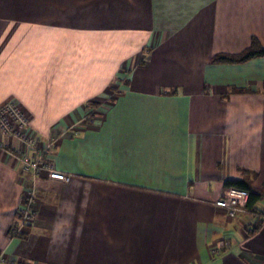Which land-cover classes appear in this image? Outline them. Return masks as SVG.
I'll return each mask as SVG.
<instances>
[{
	"label": "crops",
	"instance_id": "1",
	"mask_svg": "<svg viewBox=\"0 0 264 264\" xmlns=\"http://www.w3.org/2000/svg\"><path fill=\"white\" fill-rule=\"evenodd\" d=\"M253 40L264 0H0V106L69 177L9 236L23 194L0 149V264H264V202L252 232L215 205L226 181L264 194V55L213 60Z\"/></svg>",
	"mask_w": 264,
	"mask_h": 264
},
{
	"label": "built area",
	"instance_id": "2",
	"mask_svg": "<svg viewBox=\"0 0 264 264\" xmlns=\"http://www.w3.org/2000/svg\"><path fill=\"white\" fill-rule=\"evenodd\" d=\"M28 118L25 113L14 103L7 102L0 106V148L4 147L2 136L13 135L18 137L23 145H34L36 143L35 138L31 139L27 133ZM53 143V139L43 141L40 144L41 153L37 159L31 160V158L24 154L20 157V162L24 172L31 173V184H27L24 175H19L18 180L20 182H26V193L23 196V202L21 207V216L24 220H28L33 214L34 196L37 190L35 185L41 182H67L69 177L64 172H61L53 167V165L46 160H43L44 154L49 152V149ZM44 172V174L42 173ZM248 191L243 188L235 186H227L223 189L220 197L215 201V205L223 208L226 214L230 218H234L240 211L245 209L248 200ZM4 260V256L0 254V263Z\"/></svg>",
	"mask_w": 264,
	"mask_h": 264
},
{
	"label": "rangeland",
	"instance_id": "3",
	"mask_svg": "<svg viewBox=\"0 0 264 264\" xmlns=\"http://www.w3.org/2000/svg\"><path fill=\"white\" fill-rule=\"evenodd\" d=\"M26 130H27V133L29 134V136H31L30 137L31 139L35 138V136L28 131V124H27ZM6 139H8L9 142ZM2 140H3V145H4L2 150H5V151L9 152L15 158V163L17 165L16 169H17V172H18L17 180H18V176L21 174V175L25 176V181L27 182L26 176H29L31 178V173L32 172L31 173L30 172H24V170L22 169L21 162H20V157H21L22 154H24L27 157L29 156L31 158V160L37 159L40 156V153H41V148H40V144L39 143H41L43 141H47V140H40V139L37 140L35 138L36 143L34 145H32V143L30 145H26V144L23 145L20 142V140L18 139V137H14L13 135H3L2 136ZM12 141L16 142V145H17L16 149H12L9 146L10 143H12ZM50 151L51 150L49 149V152L47 154H44L43 160L49 161L53 165V162L51 161L50 156H49ZM53 167H54V165H53ZM42 173L44 174V172H42ZM18 182L22 186V194L25 197L26 187H28V185H25L26 182H24V181L20 182L18 180ZM30 182H31V179H30ZM46 183H48V182H46ZM41 186L43 187L44 185L41 184V183L40 184L38 183V184L35 185V189L38 191L39 189H41L40 188ZM36 197H37V192H35V196H34V205L32 207L33 211H34V207H35ZM261 202H264V201H261ZM21 207H22V204H21V206L18 209V213H17L18 214V220H17V222L11 223V225H10V227L8 229L9 236H20L22 234L21 227H23L28 222H30L32 220L33 216H34V214H33L28 220H24L23 217L20 214L21 213ZM0 254H1V256H4V260L1 263H5L6 262V257L4 255V253L0 251Z\"/></svg>",
	"mask_w": 264,
	"mask_h": 264
},
{
	"label": "trees",
	"instance_id": "4",
	"mask_svg": "<svg viewBox=\"0 0 264 264\" xmlns=\"http://www.w3.org/2000/svg\"><path fill=\"white\" fill-rule=\"evenodd\" d=\"M264 55V48H261L255 40L252 41L251 45L247 47L245 50L241 51L237 54H217L213 57L214 61H222V62H228V63H240L248 60L249 58ZM225 184L227 186H235L238 188H243L248 191V200L246 203L245 208L249 210L250 212L255 213L257 216V223L254 227L251 228V232L254 231L256 228H258L260 221L258 219L263 220L259 216L261 215V212L259 208H257V203L261 202V200L264 197V194L261 192L255 191L253 188L250 187L248 183L245 181H226Z\"/></svg>",
	"mask_w": 264,
	"mask_h": 264
}]
</instances>
